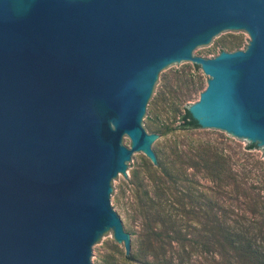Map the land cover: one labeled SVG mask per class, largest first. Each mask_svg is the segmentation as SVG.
<instances>
[{"label": "water", "instance_id": "obj_1", "mask_svg": "<svg viewBox=\"0 0 264 264\" xmlns=\"http://www.w3.org/2000/svg\"><path fill=\"white\" fill-rule=\"evenodd\" d=\"M190 63L197 124L264 147V0H0V264H95L111 236L137 255L114 190L133 152L157 165L144 123Z\"/></svg>", "mask_w": 264, "mask_h": 264}, {"label": "trees", "instance_id": "obj_2", "mask_svg": "<svg viewBox=\"0 0 264 264\" xmlns=\"http://www.w3.org/2000/svg\"><path fill=\"white\" fill-rule=\"evenodd\" d=\"M219 46V52L238 48L227 43ZM161 93L151 110L162 99ZM179 120L173 129L200 127L187 107L183 108ZM149 124L161 135L171 130L163 123L156 127L152 116ZM253 146L249 144L248 148ZM158 154L157 165L149 159L144 161L149 181L143 182L133 175L139 189L136 191L139 230L133 245L137 255H124L121 264H235V255L239 264H264V248L249 237L243 225L235 232L222 204L199 191L193 174L187 172L188 167L203 170L214 182L212 192L222 194L234 174L222 151L212 144L199 142L189 150L175 144L169 154L160 151ZM173 191L176 194L172 197ZM216 207L221 215L214 211Z\"/></svg>", "mask_w": 264, "mask_h": 264}, {"label": "rangeland", "instance_id": "obj_3", "mask_svg": "<svg viewBox=\"0 0 264 264\" xmlns=\"http://www.w3.org/2000/svg\"><path fill=\"white\" fill-rule=\"evenodd\" d=\"M249 39L247 32L223 36L200 56L214 57L219 53L220 43L235 44L238 45L236 49H244ZM207 78L201 68H196L193 63L164 74L158 92V95L162 92L163 97L153 110L151 106L149 110L156 127L163 123L169 125L171 130L162 135L153 131L154 128L149 124L150 117L144 123V127L149 133L157 134L155 141L158 152L161 153L169 154L175 144L180 149L189 150L199 142L212 144L222 151L234 173L233 180H229L222 194L212 192L214 182L203 174V170L188 167L187 172L193 174L199 191L210 197L211 201L222 204L235 232L243 225L249 237L254 238L256 244L264 248V147L254 144L255 146L248 148L250 141L226 131H209L203 127L189 130L173 129L180 123L179 115L183 108L198 100L200 92L206 87ZM125 145L130 146L129 138ZM131 157L135 160L130 165L132 170L114 190L113 210L127 222V232L133 246L139 230V218L136 215V191L139 189L135 185L133 175L138 176L143 182L149 180L144 165L148 158L139 151L133 152ZM172 194L173 197L176 192L173 191ZM214 211L220 215L222 213L217 207ZM124 255L123 245L111 236L99 244L95 264H121ZM233 260L235 264H239L236 255Z\"/></svg>", "mask_w": 264, "mask_h": 264}]
</instances>
